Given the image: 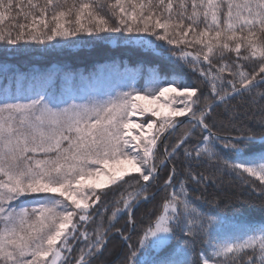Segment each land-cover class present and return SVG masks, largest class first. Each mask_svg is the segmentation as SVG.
<instances>
[{
  "label": "snow or ice",
  "instance_id": "snow-or-ice-1",
  "mask_svg": "<svg viewBox=\"0 0 264 264\" xmlns=\"http://www.w3.org/2000/svg\"><path fill=\"white\" fill-rule=\"evenodd\" d=\"M13 8L30 23L0 28L5 56L8 46H15V54L27 41L60 44L72 43L69 37L84 41L81 34L101 40L128 33L136 35L126 43L149 51L162 47L156 41L175 46L169 52L180 71L151 67L137 87L138 70L126 69V82L83 95L24 94L7 85L0 90V264H68L70 241L85 244L75 264H91L117 217L131 219L132 209L152 198L148 187L157 178L158 145L183 123L178 118H186L190 127L171 151L165 146L161 166L182 149L191 182L211 179L193 171V162L218 163L245 182H258L253 186L264 198V118L259 133L249 128L236 137L214 132V123L207 122L219 106L230 120L236 118L239 113L230 104L236 96L247 95L264 112V0H28L27 11L13 0H0V23ZM230 54L233 64L224 59ZM240 61L258 70L247 72ZM186 67L208 84L212 99L186 84ZM0 71L7 80L12 69L4 64ZM14 78L19 83L15 73ZM196 131L207 135L186 147ZM249 144L261 150L246 154ZM221 150L234 158L224 159ZM175 173L173 166L163 185L170 189L168 196L131 251L129 264H264V222H243L238 233L210 237L216 217L201 210L204 198L190 195L188 180L174 183ZM126 177L138 187L121 193L108 226L101 221L93 236L87 230L91 210L98 209L105 190L127 184ZM177 233L183 241L174 250L178 256H148L149 248L159 253ZM197 241L203 248L194 258Z\"/></svg>",
  "mask_w": 264,
  "mask_h": 264
},
{
  "label": "trees",
  "instance_id": "trees-1",
  "mask_svg": "<svg viewBox=\"0 0 264 264\" xmlns=\"http://www.w3.org/2000/svg\"><path fill=\"white\" fill-rule=\"evenodd\" d=\"M13 3L14 5L22 7L24 11L28 10V0H13ZM18 23H30V18L25 20L23 18V13L19 12L18 8H13L9 12V18L0 23V28H11ZM81 35L84 36V41L79 37L67 38L69 41H72V43L63 42L57 44L56 41H49L45 44H36L32 41L22 42L24 47L19 49L15 54L11 52V49L15 46H8L7 56L4 54L5 46L0 42V61H7L5 63H13L15 65H9L12 71L8 73L7 80H5L3 72H0V90L7 85L12 92H16L18 88L24 94L47 90L50 94L59 97L66 96L67 93L69 95L70 87V89L74 91V95L87 94L85 91V83L82 79L91 72L95 73V70L106 62L110 64L116 59L125 63V69L129 65H133L129 64L130 62L135 61L136 65L140 67L141 70L137 76L141 85L144 84L148 75V69L151 67H158L162 72H169L172 70L180 71L179 69H175L173 62L171 63L166 57H162V55L157 52L149 51L138 46H129V48H127L125 45H122V43L126 42V38L129 35L136 34H108L111 36L110 39L101 40L86 37L85 34ZM57 39L60 40V38ZM151 39L155 40V37ZM156 43L165 44L164 46L167 48L175 47L167 45L164 41H156ZM191 50L195 51L196 49L193 48ZM25 56L29 57L31 61L22 58ZM224 59L227 63L233 64L236 58L234 54H230L226 55ZM220 63V60H213L214 65ZM240 63L244 64V70L247 72L258 70L254 63H244V61H240ZM53 64L57 65V77H55L56 79L54 80L50 78L46 80L43 74L52 71L48 70V68ZM0 68H2V66H0ZM37 69L41 70L43 74L37 73ZM93 69L94 71H91ZM14 73L16 77L20 78L19 83H17V80L14 78ZM225 76L227 79H232L227 73ZM57 81L60 83L55 85ZM261 90H264V86H262ZM99 91H101V89ZM230 104L235 107L239 115L230 120L228 115L225 114L224 107H217L212 114V119L207 121L210 124L214 123L213 131L220 134L239 136L246 129L250 128L259 133L260 129L258 127V122L264 118V112L260 110L259 105H252L247 95L236 96L230 101ZM184 124L169 135L167 138L168 143L165 142L163 146L160 144L161 148L158 150L157 164H159V160L164 159L165 146L171 151V146L177 143L184 128L189 125L188 122ZM202 135H207V133L196 131L193 138L189 140L185 146L192 148L198 140L202 138ZM260 150L261 146L258 144H249L245 148L246 154H257ZM221 155L224 159L228 160L234 158L233 153L227 150H221ZM170 162L172 166L169 165L168 162L162 165L158 174V178L160 179L159 182H163L168 178L172 171L171 167L173 166H175L176 169L174 183L177 186L181 181L188 180L186 170L189 164L184 157L182 149L178 151L176 158L170 160ZM192 168L193 171L197 173H203L205 176L211 177L208 182L202 184H195L191 182V180H188L190 195L193 198H204L199 202L201 210L206 212L209 216L216 217L213 227L209 230L210 237L215 236L217 238H223L238 233L244 226L243 222H264V215L259 214L262 208L261 202H264V198L259 196L257 188L253 186L254 183L258 186V182L252 180L245 182L237 175L232 174L229 170L224 169L222 165L218 163H207L204 161L198 163L193 162ZM126 180H128L127 177ZM129 185H132V187H129ZM136 187H138V185H136L133 180H128L127 184H121L120 186H111V190H105L106 194L102 197L106 198H102L98 209L106 204L114 202L113 200L115 198H120L122 192L126 194L128 191L135 190ZM246 187L252 190L253 193L249 189L246 191ZM154 188L155 184H150L148 192L154 191ZM169 191L170 189L163 188L156 197L143 202L139 207L134 209L133 218L136 230L133 231V236H131L128 242H125L120 232L116 230L120 229L123 234H126V232L130 230H128L127 226H124L129 216H118V218H121L114 222V227L107 236L108 241H106L102 251L94 256L91 264H129L128 258L130 257L131 251L137 249L134 241V238L137 236V231L143 232L145 227L149 224V221H153L152 219H154L155 214L159 211L161 202L168 196ZM254 194H258L259 197H253L256 196ZM258 200L261 202L258 203ZM217 204L219 206H217ZM117 206V204L111 205L105 212L101 211L99 215H95L93 219L88 222L87 230L91 232L93 225L99 224L100 221H104L103 226H107L106 214H111ZM98 209L91 210L92 215L95 214ZM151 212H153V215H151ZM128 225L131 226V222H128ZM70 242L73 245V251L69 255L68 264H75V258L79 255V249L84 248L85 244L83 241ZM178 242L181 244L183 242L179 233H177L176 238L168 246L159 253L154 252L153 256L164 257L169 254L178 256V251H174L178 249ZM202 248L203 244L197 241L195 244L196 253L194 254V258H196V255Z\"/></svg>",
  "mask_w": 264,
  "mask_h": 264
},
{
  "label": "rangeland",
  "instance_id": "rangeland-1",
  "mask_svg": "<svg viewBox=\"0 0 264 264\" xmlns=\"http://www.w3.org/2000/svg\"><path fill=\"white\" fill-rule=\"evenodd\" d=\"M122 45H125L127 48H129V46H132V47L133 46L134 47L138 46V47H140L139 45L129 44V43H126V42L122 43ZM160 45H162V47L155 49L153 52H157V53L161 54L162 57H166V59L172 63V61L174 60V57L171 56V54L169 52V48H173L175 50V47H168L167 48V47L164 46L165 44H160ZM22 58H24L27 61H31V59L29 57H27V56L22 57ZM22 58H20V59H22ZM20 59H17V60H20ZM5 62H7V61H0V66H3L4 64H7L8 66L9 65L15 66L13 63H5ZM129 64H133V65H129L128 67H126V69L128 70V73H131V71L134 70V69L135 70H138V72L140 73V71H141L140 70V67H138L136 65L135 61L130 62ZM124 66H125V63L121 62V60H119V59H116L115 61H112L110 64L108 62H106L104 65H102L101 67H99L98 69H96L95 70V73L94 72H91L88 76L84 77L83 79L81 78L83 80V82L85 83V87H86L85 88V91L87 93L99 91L100 89H101V91H107L105 89H108L109 90V89L115 87L116 85H119V84H122V83L126 82V78H127V74L128 73H126V71H125L126 69H125ZM56 67H57L56 64L51 65L48 68V70H52V71H49V72L44 73V74H43V72L41 70H38L37 69L36 71L39 74H43L45 76V77L44 76L43 77L46 80L49 79V78L54 80V79H56L55 77H57L56 76L57 75V71H56L57 68ZM201 67H203V65H201ZM90 69H92V68H90ZM205 70H206V68H205ZM91 71H94V69L91 70ZM0 72H2V71H0ZM182 74L184 75L186 84L198 86L201 89V92L203 94V97H207L209 100L212 99V96H211V93H210V89H209L208 84L200 77V75L197 72H194V71L190 70V68H187L186 67V68L183 69V73ZM59 83L60 82L57 81V82H55V85H58ZM136 86L137 87H142L143 86V84L142 85L140 84V82L138 80V77L136 78ZM102 87H103V89H102ZM69 90H68L69 91V94H74V91H72V89H70V87H69ZM67 95H68V93H67ZM178 119L181 120L183 118H178ZM180 126L181 125L177 126L176 129H178ZM187 126L188 127L184 128V130L190 127L189 125H187ZM184 130H183V132H184ZM172 132L173 131H171L169 133V135ZM167 134H166L165 137H162L161 142L158 145V150H160L159 148H161V145L163 146V144H165V142L168 143L167 138L169 137V135H167ZM226 135L237 136V135H232V134H226ZM165 162H168L169 165H171V162L170 161H165ZM157 166H158L157 178L150 183V184H152V183L155 184L154 191L149 192V193L152 194V198L156 197L157 194L159 192H161L163 190V188H164V187L162 188V186L164 184V181L163 182H161V181L159 182L160 179L158 178L159 177L158 174H159L162 166L160 164H157ZM172 168L173 167H171V169ZM248 189L246 187V191H248ZM250 191L253 193L252 190H250ZM254 195H256V196H253V197H259L260 196V195L258 196V194H254ZM102 198H106V197H102ZM119 199L120 198H115L113 200L114 202H111L109 204L104 205L102 208L98 209L97 212L98 213L101 212V211L105 212L111 205L116 204V201L119 200ZM143 202H146V201H143ZM260 202L261 201L258 200V203H260ZM261 203H264V202H261ZM224 209H226V208H224ZM159 211H160V207H159ZM159 211L155 214L154 219H152L153 221H149V224L145 227L144 231L150 225H154L155 217H156V215L159 214ZM97 212L95 214H93L92 216L94 217L95 215H97ZM259 214L264 215V207L261 208V211H259ZM151 215H153V212H151ZM119 216H121V215H119ZM111 217H112V213L111 214H106V217L105 218H106V221H107V226H108V223H109V220H110ZM119 218H121V217H119ZM119 218L117 217V219L114 222L118 221ZM128 218L130 219V217H128ZM129 219H127L128 221L127 220L126 221L129 222L130 221ZM133 220H134V218H133ZM102 222H104V221H102ZM97 225L98 224H94L93 227H92V231L90 232L93 236L95 235L94 229L97 227ZM107 226H104V227H107ZM124 226H127L128 227V230L130 229L129 231L126 232V234H123L124 237H127L128 238L127 240L124 239L125 242H128V240L131 238V236H133V234H132L133 231L136 230V228H135L136 225L133 226L131 224V226H130V225H128V223H126V224H124ZM144 231L143 232L142 231H137V236L134 238L136 247H138L137 241H138L139 238H141L143 236ZM106 241H108V239ZM141 251H143V249H141ZM154 252H155L154 250H152L151 248H149L147 254H148L149 257H153ZM138 255H139V253H138Z\"/></svg>",
  "mask_w": 264,
  "mask_h": 264
},
{
  "label": "water",
  "instance_id": "water-1",
  "mask_svg": "<svg viewBox=\"0 0 264 264\" xmlns=\"http://www.w3.org/2000/svg\"><path fill=\"white\" fill-rule=\"evenodd\" d=\"M182 121H183V123H181V124H179V125H182V124H184V123H187V119L186 118H183V119H181ZM178 125V126H179ZM171 132V131H170ZM169 132V133H170ZM169 133L167 134V135H169ZM222 136H225V137H227V136H229V135H226V134H221ZM231 136V135H230ZM232 137H236V136H232ZM164 185V184H163ZM162 188H163V186H162ZM143 201H141L138 205H136L133 209H132V213H131V219H129L130 221H132L133 222V212H134V209L136 208V207H138L141 203H142Z\"/></svg>",
  "mask_w": 264,
  "mask_h": 264
},
{
  "label": "bare ground",
  "instance_id": "bare-ground-1",
  "mask_svg": "<svg viewBox=\"0 0 264 264\" xmlns=\"http://www.w3.org/2000/svg\"><path fill=\"white\" fill-rule=\"evenodd\" d=\"M139 206H140V205H139ZM139 206H138V207H139ZM129 222H130V221H129ZM127 223H128V222H127ZM131 224H132L133 226L135 225V222H134V220H133V222L131 221Z\"/></svg>",
  "mask_w": 264,
  "mask_h": 264
}]
</instances>
